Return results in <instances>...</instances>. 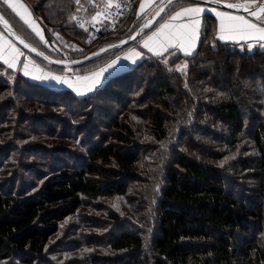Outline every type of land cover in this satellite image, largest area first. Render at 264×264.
<instances>
[{
    "label": "trees",
    "instance_id": "obj_1",
    "mask_svg": "<svg viewBox=\"0 0 264 264\" xmlns=\"http://www.w3.org/2000/svg\"><path fill=\"white\" fill-rule=\"evenodd\" d=\"M127 1V10L106 19L103 26L114 22L102 26L98 38L92 36L88 25L102 14L100 6L106 0H80L79 4L76 0H31V8L45 21L47 42L53 24L59 26L54 29L59 30L57 39L63 45L76 41L100 47L128 36L145 19L142 14L148 9L133 14L138 0ZM188 2L167 3L151 25ZM6 13L5 19L22 35L15 13ZM78 17L85 24L82 27L76 24ZM202 17V33L192 55L177 54L187 60L185 73L168 71L167 52L149 55L129 69L107 75L91 91L78 92L70 86H50L17 75V69L0 62V264H80L87 258L93 264H264V46L247 49L219 41L213 30L205 27L211 14ZM36 38L38 42L25 37L50 57L59 54ZM32 55L38 62H47ZM107 57L104 53L76 67L90 71ZM134 86L135 92L141 88L143 92L130 101ZM18 90L28 101L39 96L61 105L57 112L66 119L61 118L67 124H61L66 138L71 131H88L75 153L42 144L39 166L48 167L46 174L21 156L25 147L40 144L22 142L25 134L17 132ZM145 104L140 112L115 124L113 144L102 145L98 138L103 137H95L114 112ZM86 115L91 123L84 127L76 122ZM163 141L170 142H164L162 150L170 148L174 153L160 154L164 162L158 167L164 170L161 180L160 170H155L159 183L156 204L144 198L146 187L140 190L141 225L150 236L146 231L124 228L108 241L107 232H101L111 222L125 221L113 208L118 200L106 204L103 196L125 198L129 188L125 176L134 170L141 149L160 148ZM56 159L58 163H54ZM224 178L231 181L230 188ZM4 184L8 185L5 189ZM254 193L257 200L249 203L242 199ZM102 203L114 211L108 208L94 213ZM146 206H153L154 212L148 222ZM92 215L98 224L101 216L97 215H105V223L98 226L96 221H83ZM67 218L77 222L80 230L62 227ZM103 241V246H98ZM120 250L126 251L127 261L117 260Z\"/></svg>",
    "mask_w": 264,
    "mask_h": 264
},
{
    "label": "rangeland",
    "instance_id": "obj_2",
    "mask_svg": "<svg viewBox=\"0 0 264 264\" xmlns=\"http://www.w3.org/2000/svg\"><path fill=\"white\" fill-rule=\"evenodd\" d=\"M162 0H138V2H136V5L134 7H136L135 9H133V14L135 12V10L137 12H141V11H145L146 9H148L147 12H142V16H148L150 11H152L158 4L159 2H161ZM262 0H257V4L254 5L253 7L258 6V4L261 2ZM22 3H24L32 12V17L33 19L36 20L39 28L41 29V31L43 32L44 35V30H43V25L45 24V21L42 20V22L40 21V17L35 14L32 10V4H31V0H21ZM141 3L144 4V8L143 10H141ZM195 3V2H193ZM199 3V2H198ZM190 4H192V2H190ZM110 5L107 4V6ZM113 10V8L111 7V11ZM0 11H4V9L0 10ZM163 12V11H162ZM161 15V13H160ZM170 15V14H169ZM169 15H167L164 18H159L158 21L156 22L157 24H153L151 26L148 27H143V29L141 30V32L138 34V36H136L133 41L130 42V44L123 46V47H118L117 49H113L110 50L108 52H106L105 54L108 55L107 58H109L107 60V58H105V61L100 63L101 65H99L98 67H96L93 70L90 71H86V72H82L80 70H84V69H80V67H76L79 66L78 64H84L85 62L95 59V57L90 58L88 60L82 61V62H78V63H72V65H67L64 66L62 65V68H58L56 66H54L52 63L47 62H38L36 58L33 57L32 53L29 52L28 50H26L24 47H22L21 45L17 44L13 39H11L8 35L5 34V32L0 28V32H4L5 37L13 44L15 45V47L17 49H19L24 55L18 57V61L17 63L14 65V69H17V75L22 73V75L24 76L25 73V68H24V64L27 61H33L34 63L29 64L27 71L29 72V75H25L28 79L33 80L34 76H58L61 77L65 82H58L57 80H52V79H34V80H38L42 83H45L47 85L50 86H70L75 88L76 91L78 92H83L86 89H88L89 87H92L94 85H98L100 84L104 78L114 72H121L124 71L126 69L131 68L137 61L141 60L144 57H147L149 55H155L153 52H149L147 48L143 47V42L145 40H147V38L149 36L152 35L153 32H155L161 24L165 23L166 21H169ZM134 17V16H133ZM144 17V18H145ZM201 18L203 19V17H200V21ZM17 29L20 30V32H22V36L25 38H29L30 40L34 41V42H38V38H36V36L34 35L33 31L26 25L23 23V21L20 20V18L17 16ZM211 20V19H210ZM205 21L206 25L205 27H207L210 30H213L211 21ZM189 21L188 17H183L181 18V21L175 20V21H170L173 25L179 26V25H183V24H187ZM24 25H23V24ZM93 24V23H92ZM58 25V24H57ZM203 25V22H202ZM201 25V26H202ZM51 26H54V28H57L59 26H55L53 24H51ZM201 26H200V30H199V36L202 33L201 31ZM54 28L50 29V32L47 33V39H49V42H47L48 45L52 46L54 48V50L59 51L58 55L53 56L52 58L57 59V60H68L71 61L72 59H76L79 57L84 56L87 53L90 52H94L97 51L107 45H111L112 43L116 42L113 41L111 43H107L104 46H98L96 47L94 44L95 43H87V42H76L74 41L73 44H70L69 46L67 45H63L61 44L58 39H57V34L59 30H55ZM176 30H179L178 28ZM62 31L65 30H61L60 33ZM90 32V31H89ZM92 34V36H94L95 38H98L99 34H96L94 32H90ZM38 37V36H37ZM102 37V36H101ZM110 38V37H107ZM27 40V39H26ZM101 40V38H99V41ZM98 41V42H99ZM44 42V41H43ZM198 40L195 43V47L197 44ZM56 47V48H55ZM153 47H156V42L153 43ZM195 49V48H194ZM157 51H162V49L160 48H156ZM133 51H135L136 53H140L139 57H136L134 55H132ZM166 52H163V54ZM84 54V55H83ZM177 54H180L182 56H186L184 55V52L178 48H170L166 54H164V61H169L168 65H169V72H183L185 73V68H186V64H187V60L184 57H178ZM125 55L129 56L128 60H124L123 57ZM117 57H120L121 59L119 60V62L111 69H108V71L104 72L103 75L99 78L98 82L93 83L94 80H96V77L93 76V73L98 72L101 68H106L107 65L109 63H111L113 60L117 59ZM135 60L136 62L133 63L132 61ZM1 63H3V60H0ZM4 64V63H3ZM6 67H8L6 64H4ZM57 65V64H55ZM166 72L167 75H169V72ZM24 76V77H25ZM85 77H87L88 79H85ZM155 78H153V82L150 84L149 86V90H152V84L154 83ZM145 82H142V85H144ZM18 86V84H17ZM21 88L22 85H20ZM135 86L133 88L132 92H135ZM145 91V90H144ZM143 92V89L141 88L139 91H136L133 95V97H129L130 101H135L136 97L140 96L141 93ZM50 98H52V96H50ZM109 101L113 102V99H108ZM49 104V105H47ZM56 105V106H54ZM61 105H57V104H53V103H48L46 98H41L39 96H37V100L35 98L31 99L28 101V98H24V92L22 90H18L17 91V132L18 133H22L25 134L24 136H22L24 143L27 142H38L40 145H33V146H27L25 147V151L21 153L22 158L28 162L31 163L30 165H34L37 166L38 168H42L44 171V174L47 173V171H49L45 165L39 166V164H42V153H40L41 150H43L42 148V144H44V146H46L47 148H52V147H56V150H70L72 153H75L77 150L79 149L80 146H82V143H80V138H82V136H86L87 134V130L84 131V129L82 128L81 131H79V133H76L75 131H71V134H69L68 138H66L65 132L62 131V123H64L62 119L66 120L65 117L61 114H59L57 112V110L60 108ZM146 107L144 105H140V106H135L134 107H130L128 108V110L121 109L119 112H114L112 114V118L110 119H106L105 121L107 122L104 125H101V128L103 126V129H101V132H97L95 137L101 135V137L103 138H98L101 139L102 141V145H105V143H112L116 140L115 136H114V132L116 131V129L118 127H116V123H118L119 121L127 118L130 116V113H134L135 111H139L143 108ZM55 111V112H54ZM61 116V117H60ZM88 115H86L84 118H81V120H76V122H81V124L84 126L87 122L91 123L90 117L87 118ZM46 117V119H45ZM118 117V119H117ZM116 118V119H115ZM103 119H105V117L103 116ZM43 120L44 123H42V125H38V121ZM114 120H117V122H114ZM98 123V122H97ZM65 124V123H64ZM67 125V124H65ZM91 125V124H90ZM85 127V126H84ZM35 129H39L34 131ZM70 129H67V131H69ZM34 131V132H32ZM143 132H146V130H144ZM95 133V132H93ZM32 135V136H31ZM93 135V134H92ZM184 136H186V133L184 134ZM174 136L170 137V140L173 139ZM145 140V139H143ZM165 140V139H164ZM164 142H170V141H163L160 144V148H157L155 145V147L153 148H147L144 147L141 149V156L137 157L136 160V164L134 166V170L132 171V173H129L128 175H126L125 177L128 178V184H129V188L128 191L123 195L126 196L125 198H123L122 200H119L120 197H115V196H103V202L106 204H109L115 200H118V204L117 207H113L115 209L116 214H119L120 216V220L121 218H124V223H115V222H111L110 226L108 227V229H105L101 232V234H104V231L107 232V240L109 241L110 239L114 238L115 236H117L120 232V230L122 229H127L130 228L129 230L132 231H142L145 234L146 231V235L149 237L150 236V231L147 230L143 225H141L142 220H140V217L142 216V212L140 211V209H142V202L139 201L141 195H140V190L141 187H146V191H144L145 195L144 198L147 197V200L149 199L150 203H153L152 205L156 204V201H158L159 199V195H158V189H159V183L157 180V173L155 170H160V172L158 171L159 175H160V180H161V175L163 173L164 167L161 166V169H159V163H163L164 162V156H169L170 154L174 153V149L172 152H170V148H167L165 151H163V147L165 146ZM101 145V146H102ZM66 147H68V149H65ZM39 148V149H38ZM10 151L13 152V156L16 157L17 155V151L15 149H11ZM44 151V150H43ZM34 153H40L39 155H35ZM164 153L163 159L161 158L160 154ZM79 155V154H76ZM52 160H49L48 162H51ZM54 163H58V159H56L54 161ZM47 169V171H46ZM25 169H21V171L23 172ZM225 181V186L230 188L231 187V181L228 178H224ZM6 187H8L7 184H4L2 186L3 189H5ZM148 188V189H147ZM234 194L238 197L240 196V192L238 191L237 188H233ZM152 196V197H150ZM150 197V198H149ZM244 201H247L250 203V201L252 200H257V197L254 194H251L250 196H245L242 198ZM100 203V202H99ZM148 203V204H150ZM146 204V203H145ZM102 205V206H101ZM148 206L144 207V211L147 212L146 210H148L146 217L148 216V219L150 218V214L154 215L152 212V207H150L149 209H147ZM98 211H94V213L99 214L100 211L99 210H105L108 209L111 211H114L111 207L107 206L105 207V205L102 204H97L96 206ZM140 208V209H139ZM92 210V209H91ZM145 212L143 213V215L145 214ZM97 216H101V220L98 224L97 220H96V215H92V217H89L88 219H84L83 221L87 220V221H96L94 222V224H98L102 225L105 223V219L104 216L105 215H97ZM103 217V218H102ZM145 217V219H146ZM150 221L147 220V222ZM127 222V223H126ZM67 223V224H66ZM77 222L73 223L70 218H67L65 222H62V227L66 228L67 230H80L81 227H78V225L76 224ZM131 223V224H130ZM257 225V224H255ZM102 230V229H101ZM158 232V230L156 231V233ZM77 235H79V232H77ZM99 241V240H98ZM95 242H97L95 240ZM100 243V242H99ZM103 243H105V241L101 242L98 246L102 245ZM103 246V245H102ZM73 251H71L72 253ZM126 251L124 250H120L119 252V257H118V261L119 262H125L127 261L128 257H126ZM98 254H102L101 251H98ZM92 259L91 258H87L84 259L80 264H93L92 263ZM59 264V263H58ZM70 264H73L72 261H70ZM115 264H119L118 262H115Z\"/></svg>",
    "mask_w": 264,
    "mask_h": 264
},
{
    "label": "snow or ice",
    "instance_id": "obj_3",
    "mask_svg": "<svg viewBox=\"0 0 264 264\" xmlns=\"http://www.w3.org/2000/svg\"><path fill=\"white\" fill-rule=\"evenodd\" d=\"M215 3H220L221 0H213ZM257 0H245L244 3H226L228 8H243L245 12H249L250 16L255 17L260 23H255L249 19H246L243 16H236L230 13L218 12L215 9H212L215 12V15L220 18L219 23V33L218 38L224 40L226 38H235L239 36L241 39L248 38H258L259 40H264V4H260L258 7H255L254 10L250 11V7L256 5ZM76 3L79 4L80 0H76ZM168 3H172V0H168ZM6 6L7 9H11L16 16L23 21L35 34L40 38L41 41H44V35L41 29L39 28L37 22L32 17L31 10L21 2V0H0V7ZM141 10L144 8V4L140 5ZM160 11H164L163 8ZM205 11L204 8H201L198 5L191 7H182L179 11H176L173 15L169 17V21L161 24L160 27L152 33L151 36L143 42V47L147 48L149 52H153L155 55L160 56L163 52H167L170 48H178L184 52V55L190 56L195 48V43L199 39V30L201 26V21L199 19L200 15ZM6 11H0V25H3L4 31L9 35H15L13 32L12 26L9 24V21L5 19ZM159 14V13H157ZM182 17H188L189 21L187 24L183 25H173L170 21L178 20ZM83 25H81L82 27ZM148 27V25H145ZM179 30H176V29ZM17 39L20 40V43L23 44L24 48L29 49V51L36 52L38 56H44L43 52L37 51L36 48L32 47L30 44L25 43L23 39H20L17 36ZM156 42V47H153V43ZM162 49V51H157L156 48ZM251 47V45H249ZM104 51V49H101ZM24 54L15 47L4 35V32H0V60H3V63L8 66V68H13L18 61V57L23 56ZM94 55H98L95 53ZM132 55L139 57L140 53L133 51ZM48 59V57H44ZM120 57L113 60L107 65L106 68H101L98 72L93 73V76L96 77V80L93 83L98 82L99 78L103 75L104 72L108 69L113 68L120 60ZM124 60H128L129 56L125 55ZM133 63L136 61L133 60ZM34 63L33 61H27L24 64L25 75H29L27 71L29 64ZM167 63V61H165ZM34 79H52L57 80L58 82H65L61 77L58 76H34ZM85 79H88L85 77ZM91 91V87L88 89Z\"/></svg>",
    "mask_w": 264,
    "mask_h": 264
},
{
    "label": "water",
    "instance_id": "obj_4",
    "mask_svg": "<svg viewBox=\"0 0 264 264\" xmlns=\"http://www.w3.org/2000/svg\"><path fill=\"white\" fill-rule=\"evenodd\" d=\"M189 1H193V2H199V3H205V4H209V5H212L216 8H221V9H227V10H231V11H236V12H240L242 13L243 15H247V16H250L249 12H245L243 10V8H240V9H236V8H228L226 7V3H240V2H234V1H224V0H221L220 3H215L213 2V0H189ZM168 3V0H162L161 2H159V4L149 13V15L147 17H145V19L139 24L136 26V28L126 37H124L123 39L119 40V41H116L114 43H112L111 45H107L101 49H104V51H101V49L97 50V51H94V52H90V53H87L85 54L84 56L82 57H79V58H76V59H72L71 61H68V60H57V59H54L52 57H50L49 55H47L44 51H42L41 49L35 47L31 42H29L28 40H26L22 35H20L19 33H17L13 28V32L15 33V35H9L7 32L4 31V28H3V25H0V28L5 32L6 35H8L11 39H13L17 44L21 45L22 47L23 44L20 43V40L17 39V36L20 37V39H23L25 41V43H28L30 44L32 47L36 48L37 51L39 52H43L44 53V56H39L43 59H45L44 57H48V59H45L46 61H48L49 63H52V64H57V65H64V66H67V65H72V63H78V62H82V61H85V60H88L90 58H93V57H97L99 55H102L110 50H113V49H117L118 47H121L123 46L124 44L130 42L131 40H133L136 36H138V34L141 32V30L143 29V27L145 25H151L152 22L157 18V16L161 13L160 9L163 8L166 6V4ZM260 4H264V0H262L258 6ZM256 6V7H258ZM255 7L253 8H250V11L251 10H254ZM159 13V14H157ZM26 49V48H25ZM29 51V49H26ZM35 55L36 52H32V51H29ZM95 53H98V55H94ZM38 56V55H37Z\"/></svg>",
    "mask_w": 264,
    "mask_h": 264
},
{
    "label": "crops",
    "instance_id": "obj_5",
    "mask_svg": "<svg viewBox=\"0 0 264 264\" xmlns=\"http://www.w3.org/2000/svg\"><path fill=\"white\" fill-rule=\"evenodd\" d=\"M151 1L154 2V0H151ZM224 1H226V0H224ZM228 1H234V2H240V3H244L245 2V0H228ZM191 2H192V4H190V2H188V3H185V4L180 5L175 10H173L170 13L169 16L173 15L176 11H179L182 7H191V6H194V5H198L201 8H204L205 9V11L200 15V17H202V15L204 13L211 14L212 19L210 21H211V24H212V27H213L214 36L219 41L233 43V44L239 45L241 47H245L247 49H254L256 47H259L260 48V47H263L264 46V40H259L258 38H252V39L244 38V39H241L239 36H236L235 38H226L224 40L219 39L218 38V33H219L220 18H218L215 15V12H213L212 9H215L216 11L222 12V13H230V14L236 15V16H243L246 19H249V20H251V21H253L255 23H260V21H257L255 19V17L243 15L242 13L236 12V11H231V10H227V9L216 8V7L212 6V5L205 4V3H198V2L193 3V1H191ZM250 8H253V6H251ZM2 9H4V11H6V12H8V11L9 12H12L11 9H7L6 6L0 7V10H2ZM200 17H199V19H200ZM179 20L181 21V18ZM202 22L203 21H202V18H201V25H202ZM262 26H264V24H262ZM249 45H251V47H249Z\"/></svg>",
    "mask_w": 264,
    "mask_h": 264
},
{
    "label": "built area",
    "instance_id": "obj_6",
    "mask_svg": "<svg viewBox=\"0 0 264 264\" xmlns=\"http://www.w3.org/2000/svg\"><path fill=\"white\" fill-rule=\"evenodd\" d=\"M109 3L110 5L107 6V4ZM111 7L113 8L112 11H111ZM127 8H128L127 0H106V3L100 6L102 14L99 15L96 20H93L89 23L88 27L90 32L99 34L101 27L106 22V19H111L119 14H122L124 10H126ZM113 22L114 20L112 21V24ZM76 24L78 26L85 25L80 17L76 19Z\"/></svg>",
    "mask_w": 264,
    "mask_h": 264
},
{
    "label": "bare ground",
    "instance_id": "obj_7",
    "mask_svg": "<svg viewBox=\"0 0 264 264\" xmlns=\"http://www.w3.org/2000/svg\"><path fill=\"white\" fill-rule=\"evenodd\" d=\"M126 10H127V9H126ZM126 10H124V12H125ZM124 12H123V13H124ZM110 25H112V21H111V22H109V24H108V25H106V26H110ZM106 26H103V27L105 28ZM149 26H151V25H149ZM103 27H101V29H102Z\"/></svg>",
    "mask_w": 264,
    "mask_h": 264
}]
</instances>
